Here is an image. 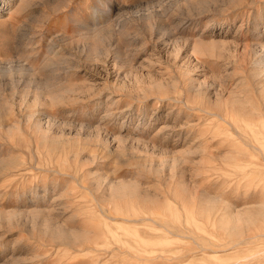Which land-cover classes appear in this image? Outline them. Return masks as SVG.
Instances as JSON below:
<instances>
[{
	"label": "rangeland",
	"instance_id": "1",
	"mask_svg": "<svg viewBox=\"0 0 264 264\" xmlns=\"http://www.w3.org/2000/svg\"><path fill=\"white\" fill-rule=\"evenodd\" d=\"M263 62L264 0H0V264H264Z\"/></svg>",
	"mask_w": 264,
	"mask_h": 264
},
{
	"label": "bare ground",
	"instance_id": "2",
	"mask_svg": "<svg viewBox=\"0 0 264 264\" xmlns=\"http://www.w3.org/2000/svg\"><path fill=\"white\" fill-rule=\"evenodd\" d=\"M237 136L239 138H241V139H244V138H256V139H259L261 137H264V133L263 132H258L256 130H251V131H247V132L246 131H242L241 133L237 134Z\"/></svg>",
	"mask_w": 264,
	"mask_h": 264
}]
</instances>
